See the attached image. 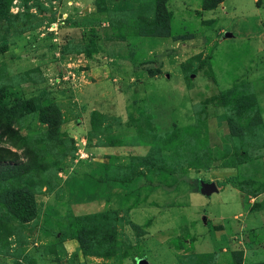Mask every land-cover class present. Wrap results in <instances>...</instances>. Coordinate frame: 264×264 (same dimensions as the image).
I'll use <instances>...</instances> for the list:
<instances>
[{"label": "rangeland", "instance_id": "rangeland-1", "mask_svg": "<svg viewBox=\"0 0 264 264\" xmlns=\"http://www.w3.org/2000/svg\"><path fill=\"white\" fill-rule=\"evenodd\" d=\"M151 1L12 0L17 18L0 20L1 104L47 94L43 105L54 102L61 116L27 113L20 133L56 128L67 143L58 181L36 197V218L9 222L20 233L4 240L26 242L34 264H264V129L250 110L254 95L264 110V0L209 10L205 0H166L169 21L155 30L140 26L153 17ZM170 136L185 148L183 163L169 168L176 173L143 161L139 172L100 145L116 141L113 150L126 154ZM197 178L233 187L194 192ZM74 237L86 247L101 238L100 254ZM12 262L0 255V264Z\"/></svg>", "mask_w": 264, "mask_h": 264}, {"label": "trees", "instance_id": "trees-1", "mask_svg": "<svg viewBox=\"0 0 264 264\" xmlns=\"http://www.w3.org/2000/svg\"><path fill=\"white\" fill-rule=\"evenodd\" d=\"M11 1L12 0H0V20H5L9 25L17 18V14H12L10 12L9 6ZM139 1L140 3L144 2V0ZM220 1L222 0H205L203 7L205 10L213 9ZM211 2L213 3L209 4ZM151 3L154 4L152 8L154 10L153 17L142 20L143 24H140V26L144 28H153L155 30L154 27L162 26L165 22L169 21L168 12L166 9V0H152ZM107 13L110 14L109 9ZM126 17L128 16L125 15L120 18L126 19ZM3 40V43L0 45V51L5 52L8 50V47L6 38ZM186 77L189 78V75L186 74ZM1 83L8 84L4 79ZM1 90L2 87H0V91ZM45 99H48L47 94L44 95L41 93L37 96L35 102L32 99H28L20 101L10 108H5L0 101V141L10 143L14 147L22 150L21 153H18L7 147L0 146V255L5 258H12L13 262L10 264H34V258L31 255L24 254V245L26 242H21L16 238V242L11 243V246L18 247H10V245L8 243L6 244L4 241L11 236H19L20 233L19 229H17V232L12 231L15 228L11 227L9 222L18 221L21 223H29L36 218L38 212L36 197L43 191V187L51 190L50 187L54 186L58 181L56 173L62 169L61 164L66 154V151L61 148V145L67 144L66 138L63 137L56 128L46 129L37 134L28 136H24L20 133L23 124V115L27 113H35L42 116V121L44 122L54 120V117H50L53 116L51 110H56L55 117L61 116L62 112L57 109V105L54 102L43 105ZM250 110L256 112L258 123L261 128L264 129V119L256 95H254ZM236 116V112L235 117L232 114L227 115V121L231 129L234 124L237 123ZM94 128L96 127L94 126ZM91 130L93 131L92 128ZM189 134L191 138H196L195 134ZM169 139L170 140L164 142V148L163 146L156 145L151 147L149 153L145 156L131 157V164H137L134 168H138V171L143 161L148 162L150 166H153L158 171L164 170L171 172L169 168L172 166L173 162L177 164L176 162L180 160L183 163L184 160L182 157L184 156L185 148L183 139L178 141L176 136H170ZM56 141H59V145ZM189 142V145H191L190 148L197 154L195 157L197 158L195 161L196 164H203L200 148L192 140L187 141V143ZM235 146L239 152L240 146ZM166 147H168L167 150ZM21 158H24V160H21ZM179 168H183V166ZM179 168L176 167L175 170ZM176 172L177 171L171 173ZM131 179L130 177L129 180ZM7 180L13 182V184L3 186L4 181ZM199 180L200 178H197L196 182H194L193 191L199 192ZM227 183L226 181L217 182L219 187L225 186ZM85 216L81 217L83 218ZM104 216L105 211L94 213L93 218L99 219ZM118 218V216H115V219ZM131 224L134 228L141 230L138 224ZM57 238L59 242H62L66 239V236L61 234L60 238L59 236H57ZM74 238L79 240L82 249L86 251L87 254H100V251H96L95 248L99 245L102 246L104 243L101 238H91L89 245L93 248L90 253L88 251L89 245L86 247L84 241L80 239V237Z\"/></svg>", "mask_w": 264, "mask_h": 264}, {"label": "crops", "instance_id": "crops-1", "mask_svg": "<svg viewBox=\"0 0 264 264\" xmlns=\"http://www.w3.org/2000/svg\"><path fill=\"white\" fill-rule=\"evenodd\" d=\"M261 107V106H260ZM261 111H263V113H262V117H263V115H264V110L262 109ZM91 131V129H88L87 130V132L89 133ZM87 133V134H88ZM160 135L161 134H159L158 135V137L157 138H159L160 137ZM75 136V135H74ZM76 140H78V138H79V141L80 142H83V141H87L88 142V145L91 147V145H90V142H91V140H90V137H85V136H83V135H79V136H75L74 137ZM92 138H95V137H92ZM165 142V138H163L159 143H157L156 145H159V146H163L164 143ZM85 144V143H84ZM100 145H102V148L104 149H106V147L107 148H109V150H107V153L106 154H110L112 157H113V159H114V161L115 162H117V159H119L120 160V158L121 157H124V156H126L127 155V157H124V158H127V159H131V157H133V156H145L146 154H148L149 153V147H148V145H140V144H136V145H134L132 148H126V147H128V146H126V147H124L125 149H126V154H124V153H122V150L121 149H118V150H113L114 148H116L117 146L118 147H121L120 145H118L117 144V142L116 141H111V142H108V141H106V140H104V142H102V143H100ZM116 145V147H114ZM147 146V147H146ZM89 148V147H88ZM135 150H137V151H134V149ZM139 148H142V149H139ZM96 150H101V149H97L96 148ZM95 151V150H94ZM88 153H90V154H93V153H91L89 150L87 151ZM98 152V151H97ZM114 152V153H113ZM201 182V181H200ZM199 182V183H200ZM218 185V184H217ZM227 186H230V187H233V186H231V185H228V184H226L225 186H222L223 188L224 187H227ZM219 187V186H218ZM222 187H220V188H222ZM220 188H219V190H220ZM218 190V191H219ZM194 192H198V191H194ZM199 192H200V190H199ZM203 194V193H202ZM86 205V204H85ZM84 210V208L82 207H80L79 208V210ZM46 236V235H45ZM46 237H48V236H46ZM48 238H50V237H48ZM46 243V242H45Z\"/></svg>", "mask_w": 264, "mask_h": 264}, {"label": "water", "instance_id": "water-1", "mask_svg": "<svg viewBox=\"0 0 264 264\" xmlns=\"http://www.w3.org/2000/svg\"><path fill=\"white\" fill-rule=\"evenodd\" d=\"M200 190L203 193L209 194L211 195L214 192H217L219 190V187L217 185L216 182L212 181V182H205V181H201L200 182ZM146 261H138V264H146Z\"/></svg>", "mask_w": 264, "mask_h": 264}]
</instances>
